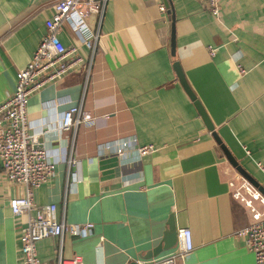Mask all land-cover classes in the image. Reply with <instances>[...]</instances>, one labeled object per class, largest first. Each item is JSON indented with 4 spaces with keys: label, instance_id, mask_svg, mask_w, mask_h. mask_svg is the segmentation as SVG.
Instances as JSON below:
<instances>
[{
    "label": "crops",
    "instance_id": "1",
    "mask_svg": "<svg viewBox=\"0 0 264 264\" xmlns=\"http://www.w3.org/2000/svg\"><path fill=\"white\" fill-rule=\"evenodd\" d=\"M56 1L0 0V102L14 91L16 72L29 62ZM219 3L215 18L204 0H105L101 18H86L87 31L62 23L66 46L97 28L100 35L93 57L81 48L78 69L28 100L34 146L55 163L33 202L55 204L58 220L92 228L38 240L43 264L73 255L82 264H138L185 227L194 249L176 264H256L245 239L235 237L253 216L230 180L250 182L264 196V0ZM176 62L238 167L181 84ZM73 106L90 112L93 123L58 132ZM123 140L155 150L120 158L114 150ZM23 194L0 165V264H22L27 216L14 217L9 200ZM176 250L177 237L153 258Z\"/></svg>",
    "mask_w": 264,
    "mask_h": 264
},
{
    "label": "built area",
    "instance_id": "2",
    "mask_svg": "<svg viewBox=\"0 0 264 264\" xmlns=\"http://www.w3.org/2000/svg\"><path fill=\"white\" fill-rule=\"evenodd\" d=\"M207 10L215 17L220 16L219 0H204ZM105 0H57L53 4L52 17L45 22V33L38 42L27 65L16 72L15 89L0 102V165L4 176L10 182L20 184L24 194L9 200V207L14 217L26 214L27 220L19 235V250L22 264H43L36 254L35 244L48 237H61L64 233L82 235L92 228L91 223L80 225L66 224L56 217L55 204L36 207L33 202V191L46 183L54 173L55 163L46 152L34 146L35 136L30 132L27 119V105L30 96L45 86L55 83L69 72L78 69L84 63L81 48L89 50L94 56L99 41V28L81 37V44L66 46L59 38L63 22H74L80 32L88 30L85 20L90 14L101 18ZM162 12L167 8L160 6ZM214 54L215 49H210ZM243 71V70H242ZM94 117L80 106L65 110L60 123L55 129L66 132L80 125L93 123ZM131 140L115 144V154L123 158L126 151L133 150ZM136 157L144 156L155 150L152 144L135 147ZM264 171V168H262ZM237 184L230 180L235 188V196L241 198L252 211L253 221L235 232L236 238L245 239L247 246L255 255L256 264H264V207L258 209L254 200L264 205V196L250 182L242 179ZM177 250L162 258L142 260L138 264H176L184 259L193 249V234L190 228H179L176 232ZM58 264H82L80 256L73 255L68 259L59 257Z\"/></svg>",
    "mask_w": 264,
    "mask_h": 264
},
{
    "label": "water",
    "instance_id": "3",
    "mask_svg": "<svg viewBox=\"0 0 264 264\" xmlns=\"http://www.w3.org/2000/svg\"><path fill=\"white\" fill-rule=\"evenodd\" d=\"M175 69L177 71V75L179 77V80L181 82V84L183 85V87L185 88L186 92L188 93V95L190 96V98L193 100L196 108L198 109V111L200 112V114L202 115L208 129L213 132V136L214 138L217 140V142L219 144H221L224 149L225 152L227 154V157L230 160V163L235 166L238 167V163L237 161L233 158L232 154L230 152L227 151V149L225 148V146L222 143V140L220 139L219 135L214 131V126L212 124V122L210 121V118L205 110V108L203 107L201 101L197 98L195 92L193 91V89L191 88L190 84L188 83L186 76L183 72V69L180 65L179 62L175 63ZM176 243V233L173 232L171 234H169L165 240L163 241V243H161L159 246H157V248H155L154 250H150V252H148L143 258L144 260H148L151 259L153 257H155L156 255H159L161 252H163L164 250H167L171 247H173Z\"/></svg>",
    "mask_w": 264,
    "mask_h": 264
}]
</instances>
